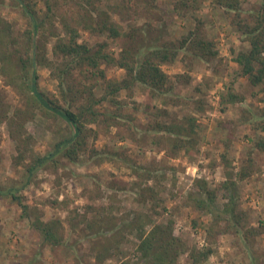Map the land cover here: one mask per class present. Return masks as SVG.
I'll use <instances>...</instances> for the list:
<instances>
[{
  "label": "rangeland",
  "instance_id": "1",
  "mask_svg": "<svg viewBox=\"0 0 264 264\" xmlns=\"http://www.w3.org/2000/svg\"><path fill=\"white\" fill-rule=\"evenodd\" d=\"M41 1L32 0L37 7ZM155 1L160 20H148L143 6L138 9L134 5L146 0H93V6L104 7L124 31L157 27V31L149 28L142 32L153 46L194 32L212 40L217 55L205 61L186 51L172 63H161V69L174 81L176 95L152 98L140 85L130 94L122 90L124 117L111 125L88 124L95 134L90 132L87 148L79 152L76 163L59 152L56 166L47 160L48 165L25 171L31 154L47 155L72 130L59 118L33 107L29 98L0 74V189L18 192L19 188L23 202L36 208L42 220L59 218L61 225V242L44 243L29 218L21 217L20 206L0 194V264H146L137 249L138 235L157 223H171L173 235L184 244L173 264H194L189 255L192 246L210 250L196 264H253L250 254L255 262L264 264V145L260 146L264 131L259 123L264 93L261 86L250 85L239 74L233 60L234 53L246 46L232 25L234 13L226 12L214 0H200L197 10L182 14L173 9L172 0ZM260 1L239 0L242 14L257 8ZM64 9L72 20L76 8L70 4ZM141 9L144 12L137 14ZM0 17L18 36L27 26L11 0H0ZM72 23L79 42L89 46L105 42L114 56L124 44V36L113 38L108 33L91 32L78 20ZM50 48L47 43V57L58 60ZM33 67L39 88L59 98L52 68L38 63ZM101 67L109 79L124 76L117 66ZM73 75L78 84L102 83L101 78L83 76L77 70ZM95 89L97 94L102 90L100 86ZM228 91L242 100L224 103L220 96ZM17 108L27 113L17 115ZM101 108L110 109L107 104ZM5 114L13 117V126L7 118L1 119ZM156 121L176 122L173 127L178 124L188 130L191 152L174 151L175 135L156 128ZM10 126L15 137L9 133ZM92 148L105 151V158L97 161ZM112 151L119 158L110 156ZM226 172L235 176L237 187L234 213L239 220L232 231L225 230L230 223L225 217L217 221L209 207L198 206L195 200L205 194L199 190L205 183L215 194L214 206L221 209L225 199L220 184ZM238 172L245 176L237 178ZM147 186L153 187V194ZM143 194L145 200L140 199Z\"/></svg>",
  "mask_w": 264,
  "mask_h": 264
},
{
  "label": "trees",
  "instance_id": "2",
  "mask_svg": "<svg viewBox=\"0 0 264 264\" xmlns=\"http://www.w3.org/2000/svg\"><path fill=\"white\" fill-rule=\"evenodd\" d=\"M146 1L134 4L138 9L143 6L145 11L141 9L137 14L144 12L148 20L150 18L160 20L161 15L156 1ZM214 1L226 12L234 13L232 25L246 43L245 48L235 52L233 57L240 68L239 74L245 76L250 85L261 86L264 93V0L260 1L257 8L246 12L245 15L241 12L242 7L239 0ZM11 4L19 9L27 26L18 36L12 31L8 21L0 17V74L21 95H26L33 107L42 113H49L59 118L72 130L66 138L58 141L47 155L31 154L30 163H27L24 168L26 172L48 165L49 163H45L47 160L53 161V166H56L55 155L59 152L71 163H76L79 152L87 148L90 132L95 134L93 129L87 127L88 124L105 122L107 125H111L116 124V120L124 117L125 103L120 98L122 90L130 94L135 85H140L152 98L171 95L174 81L170 80L169 76L161 69V63H172L180 53L186 51L205 61H209L217 55V50L213 48L214 42L204 39L194 32L182 34L178 39L164 40L159 45L153 46L147 42L148 38L142 32L147 33L149 28L157 31V27L148 26L145 29L132 27L124 31L122 25L115 21L104 7L95 9L93 0H42L39 7L32 0H11ZM70 4L76 8L73 10L75 17L72 16V20L66 16L68 12L67 9H64V6ZM172 7L178 13H188L200 7V0H172ZM73 20H78L80 24L94 33H108L113 38L124 36L125 41L118 55L114 56L106 48L105 42H97L93 46L79 42L78 30L73 25ZM57 24L63 33L59 31ZM47 43H51L52 57H59L58 60L47 57ZM34 63L52 68V75L57 80L60 99L49 96L39 88L37 74L33 67ZM102 64L122 68L124 76L120 79L107 78L104 68L101 67ZM74 70L83 76L89 74L93 78H101L102 83H96V85L78 84L73 75ZM85 71L88 72L86 75H84ZM97 86L102 89L99 94L95 92ZM173 95L176 94L173 93ZM220 97L222 101L225 100L224 103H235L242 100V96L230 91L226 95L221 94ZM103 104H107L110 109H102ZM16 110L17 115L27 113V110L19 108ZM1 113H7V110ZM6 118L13 126V117L11 119L5 114V117L1 119ZM108 120H112L113 123ZM175 123L154 122L157 124L156 128L175 135L176 139L172 143L174 151L183 150L188 154L193 145V142L187 139L189 132L178 124L173 127ZM259 123L261 124L260 129L264 131V111ZM11 126L9 133L11 137H15L14 129ZM175 129L177 130L175 131ZM263 145L264 143L260 144L261 147ZM91 151L98 155L97 161L103 160L107 154L96 148H92ZM109 155L118 157V153H113V151L109 152ZM222 158L225 159L224 156ZM224 176V180L220 184L225 199L221 209L214 206L215 194L207 189L205 183L199 187L200 192L203 191L205 194L201 193L195 200L199 204L198 206L209 207V212L217 221L223 220L225 217L230 222L225 230L232 231L239 220L237 214L234 213L237 197L236 178L230 172H226ZM236 176L241 179L245 175L238 172ZM28 180L27 178L22 186ZM146 188L150 190V194H153L152 186ZM19 190L18 188V192H20ZM18 192L13 188H7L6 192L0 189L1 195L10 196V199L20 206L21 217L29 218L31 226L39 233L41 241L47 244H59L61 242L58 233L61 226L60 219L42 220L40 214L35 212L36 208H31L24 203ZM146 198L143 194L140 199L145 200ZM31 213L32 216H30ZM138 236L140 240L137 249L140 252V258L146 264H173L177 253L184 249L181 239L173 235L171 223L154 224L147 232L141 231ZM209 252V249L202 250L194 246L189 249V255L194 264L206 258ZM250 256L253 259V264H258L254 260L255 256L253 254ZM97 258L99 259L100 255H97Z\"/></svg>",
  "mask_w": 264,
  "mask_h": 264
}]
</instances>
